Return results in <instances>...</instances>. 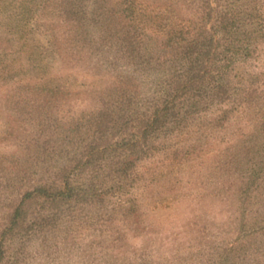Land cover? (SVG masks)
<instances>
[{"label":"rangeland","instance_id":"374dc122","mask_svg":"<svg viewBox=\"0 0 264 264\" xmlns=\"http://www.w3.org/2000/svg\"><path fill=\"white\" fill-rule=\"evenodd\" d=\"M123 1L0 0V234L21 193L53 188L80 159L86 134L106 146L98 123L117 122L115 145L124 119L138 144L90 174V195L31 192L0 236V264H264V0H131V22ZM228 6L248 26L231 40L218 28ZM168 15L183 34L162 28ZM196 38H212L228 92L187 100L183 120L147 140L132 132L193 75ZM123 163L127 179L109 190Z\"/></svg>","mask_w":264,"mask_h":264},{"label":"trees","instance_id":"16d2710c","mask_svg":"<svg viewBox=\"0 0 264 264\" xmlns=\"http://www.w3.org/2000/svg\"><path fill=\"white\" fill-rule=\"evenodd\" d=\"M123 4V16L127 20H129V22L134 21L135 14H137L138 12L136 3L131 0H124ZM230 7L233 8V5H231ZM230 7H226V10L224 11L225 14L220 18L222 20V24L221 26H218L220 30L224 31V33H227L228 36L226 40H231L232 35L236 36L237 34H239V32L244 31V26L248 27L244 22L246 20L245 17H240L243 11L237 12L236 10H232ZM163 20L164 22L167 21V23H161L164 30L169 27L172 28V30L175 31L176 34H183L185 28L184 26L183 28H179L182 26V24L177 22V17L168 15L163 18ZM199 40L200 39L197 38L193 40L194 44L191 43V48L188 50V52L185 53L189 55L188 57L190 62H186L191 64V73L193 75L184 81L179 80L178 83H174L173 87H171L167 93H164V96L162 95L164 104L163 107L159 106L155 111H151V113L149 110H147L139 120L135 121V127L133 128L132 132L136 133V131H139L144 137H146L147 140L150 135H156L158 130L165 127V125L170 124L171 126H173V123L182 121L183 118L180 115L182 109L180 108H182L183 104H185L187 100L192 102L191 108L194 109L199 105V101L196 100L200 99L199 97L203 95V93H210L212 91L215 93V95H221V93L225 95L228 92L229 85L227 83L224 84L223 82H219L214 78V76H212L213 72L215 71L211 67L216 64V56L215 52L213 51L212 38L208 39V42H200ZM130 43H132V40L130 41ZM232 44L233 41H231L230 46L228 45L229 49H231ZM222 57L224 56L222 55ZM201 73H203L204 76H202ZM208 75H211L212 78L211 76L210 78H206ZM18 102L26 105L28 108H31L30 102L28 100H25V98L23 97H19ZM106 123L107 124L104 125L98 123L97 127L98 135L102 136L103 138L107 137L110 139L109 142L106 143V146H93V138L92 141H90L89 139H87L86 134V136L82 140L83 145H81L80 148H77L79 150H82L80 159H78L77 161L76 159H74V162L70 161L68 164L65 163V165H61L62 168L58 171L57 185L53 184V188L47 186L45 190L41 189V187H37L34 189V191L32 190L31 192L41 193L45 191L44 197H46V199L48 200H52L53 202H55L59 198L65 200L75 199L74 197L83 198V196L92 194L91 184H86L89 181H92V179L95 177L90 176V174L99 172V169H101L100 171L102 172V168L105 167L106 159H108V157L110 156L114 157V153L117 154L116 159H119L118 152L122 147H129V150L133 152H135V150L138 148V144H135V142H133L136 141L135 139L132 140V143H130L129 140L126 139V131L124 130V126H122V124H124V119L120 121V130H123L121 135L122 139L121 142H115L116 146L112 144V139H114L116 134L114 133L113 129L110 128L112 126H115L117 122L109 124L107 119ZM110 148L112 150H110ZM142 150L143 152L145 151L143 147ZM112 151H114V153ZM69 153H72V151ZM77 157L78 156H76V158ZM116 166V169L112 171V176H115V178H112L113 180L110 179L112 180L110 181L111 186L108 185V187H106L109 190H117L119 188L118 185L120 184L119 181L122 182L123 180H125V178L127 179L129 170L131 168V166L129 167V165L125 166L124 163L121 166V169H119V164H117ZM88 177L89 180L87 179ZM97 186L100 187L99 191L102 192L103 185ZM31 192L28 193V191H24L23 193H21L19 199H17V201H15L11 205V210L7 218V225H5L4 230L2 231L3 233L1 232L0 234L1 238H3L7 231L12 230L16 225L19 224V217L22 211L23 201L25 198L31 195ZM3 254L4 251H0V262L3 260Z\"/></svg>","mask_w":264,"mask_h":264}]
</instances>
